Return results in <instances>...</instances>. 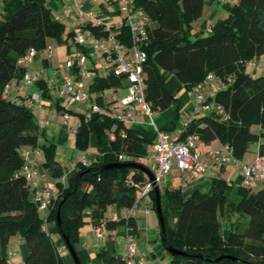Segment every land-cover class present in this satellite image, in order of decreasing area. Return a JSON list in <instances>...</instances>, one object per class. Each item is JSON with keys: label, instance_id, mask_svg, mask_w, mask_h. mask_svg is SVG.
Instances as JSON below:
<instances>
[{"label": "trees", "instance_id": "obj_1", "mask_svg": "<svg viewBox=\"0 0 264 264\" xmlns=\"http://www.w3.org/2000/svg\"><path fill=\"white\" fill-rule=\"evenodd\" d=\"M3 3L0 14V264H11L8 247L16 235L22 237L27 247L25 264H67L52 236L44 229L46 223H54L60 232L57 212L61 204L62 233L69 236L83 264L77 244L80 228L86 223L84 214L89 213L93 225H104L109 232L123 228L127 220H105L106 209L115 204L131 208L138 198L135 184L147 180L137 169L100 171L98 167L118 163L147 167L142 160L148 157L153 140L109 115L88 118L80 115L75 147L87 151L95 136L99 147L108 144L110 152L104 154L100 163L88 167L78 164V172L63 184L61 179L67 178V173L56 159L57 146L39 144V128L33 112L10 100L5 88L13 80H23L27 70L19 62L28 51L46 50L49 40L74 41L75 32L63 39L66 27L54 18L47 0H3ZM133 3L145 12L151 23L149 41L144 48L148 56L144 74L147 100L153 110L164 112L177 103L167 90L163 71L172 73L188 92L201 86L209 74H214L225 87L212 101L224 113L218 114L213 109L189 120L179 140L197 135L205 145L218 141L232 147L235 157L242 161L251 144L264 140V76L253 78L246 71L247 63L264 54V0H238L227 19L217 21L210 35L196 40L189 35L193 23L202 17L204 0H133ZM88 28L94 36L106 37L92 23ZM120 36L130 44L128 29H122ZM38 85L47 91L42 83ZM123 85V79L114 74L95 76L91 92L120 89ZM95 103L104 106V96H96ZM58 110H63L59 104ZM108 132L114 134V140H110ZM26 146L43 150V168L57 181L58 196L45 219L34 201V191L21 174L24 165L21 149ZM119 155L136 160L120 162ZM259 155L264 156V144ZM87 171L75 192V178ZM83 184L90 189L80 196ZM149 195L157 209L155 191ZM161 201L167 228L163 246L165 249L172 246L186 254L172 256L171 264H264V190L253 192L243 186L242 179L230 183L216 178L208 192L195 191L184 198L181 190H166L164 194L161 191ZM226 208L232 215H243V220L248 221L245 230L243 221H239L227 238L221 224ZM176 211L179 216L175 221L172 212ZM130 222L136 229L135 222ZM114 244L111 236L108 245L97 253L102 264H125ZM221 256L235 259L217 261Z\"/></svg>", "mask_w": 264, "mask_h": 264}, {"label": "crops", "instance_id": "obj_2", "mask_svg": "<svg viewBox=\"0 0 264 264\" xmlns=\"http://www.w3.org/2000/svg\"><path fill=\"white\" fill-rule=\"evenodd\" d=\"M63 2V0H47V3L50 5H57L60 4V2ZM70 2H74L82 5V8L85 10H92L97 11L99 9H103V7L100 4H94L90 3L87 0H69ZM64 3V2H63ZM97 5V6H96ZM233 6L230 5V3L226 0H204V9L202 17L197 20L195 23H193L192 31L194 30V25L198 23L202 19V23L200 24L199 29L195 32V39H200L203 36H208L211 34V28L212 26L219 20H222L224 17V14H228L231 12ZM112 10V8H109ZM64 16V15H63ZM112 16V14H111ZM205 17V18H204ZM65 18V17H64ZM221 18V19H220ZM66 19V18H65ZM71 20V18L69 19ZM78 20V19H77ZM77 20L74 21V30L78 29ZM77 25V26H76ZM207 33V34H205ZM191 38V35H189ZM53 40H49L48 47L52 48ZM58 46H64L65 47V55L66 60L60 56H54V50L52 48V55L48 56L47 53H39L33 61L29 62H23L21 66L25 68L27 71L26 73L33 74L35 77L34 84L32 86H26L23 84L22 80L17 81L13 80L9 86H10V93L6 94L7 97H9L10 100L17 103H22L26 98H28L31 95L34 94H40L43 91V101H42V107H36L32 112L35 116V122L39 128V144H50L53 143L57 146V153H56V159L59 161L61 165L63 161H66L65 159H68L67 161H70L71 168L67 173V179L76 174L79 170L77 167L78 164H80L83 160L86 161L89 165H92L94 163H100L104 159V154L110 152V147L108 144L102 145L99 147L97 139L95 136L91 138V144L87 151H80L78 150L75 145L72 143L73 137H76V133L78 130V127L81 124V120L78 122V116L81 115L77 111H71L73 114L67 113V108L63 104V100L60 97L59 89L54 87V80L57 78H65L68 74L71 72L65 68L66 63L73 59L76 54L80 51V47L76 44L75 41L69 40L64 43H56ZM89 51V58H88V66L91 71V79H89L86 84L89 88V92L92 98V92H91V86L94 83L95 76L103 77V66L105 64V58L101 53H95L93 50L88 49ZM246 71L247 73L253 77L257 78L260 76H264V54L262 56H259L252 60L251 62L247 63L246 65ZM171 79V80H170ZM170 82L168 87V82ZM219 79L213 80V83L215 84V88H209L204 92L205 99L208 103H213V98L215 97L216 93L223 89L225 87V83L223 82L218 83ZM42 83L41 86H44L47 88V91L45 92L43 90V87H40L38 83ZM229 82H232L230 79ZM167 90L173 95L176 90L179 89L178 93L174 94L175 100H177L176 106L169 108L168 110L160 113L157 116L156 124L157 126L165 131L167 134H169L173 138H179L182 131L185 129L186 123L193 119L198 118L199 116L205 114L206 112L198 111L197 103H196V96L199 91V87L195 88L193 90V94L191 92H188L184 87L181 86L180 82L176 79L175 76H173V79L171 77H168V81H166ZM125 90V89H121ZM46 93V95L44 94ZM106 91L97 92V96L99 94H105ZM58 104L63 108L62 111L59 112L58 110ZM104 107L111 112L114 108L120 107L121 111L119 113L123 114H130L131 115V121L127 124L130 129L137 130L141 134H143L145 137H147L149 140H153V144L148 148V157L144 158L142 161L145 163L148 169L151 171H154L156 164L154 161V144L156 143V132L155 128L148 124L147 118L141 113L139 106H133L130 109H126L119 104H110L105 100ZM118 112V111H117ZM64 115V116H63ZM41 121L46 122L44 126H41ZM180 130V131H179ZM258 128H255V131H258ZM179 131V132H178ZM178 134V135H177ZM108 136L111 139L112 133L108 132ZM264 144V140H262L259 143L251 144L249 147V150L247 154L245 155L244 159L241 161L244 165H251L253 164L256 159L260 156L259 155V149L260 146ZM222 144L218 141H214L208 145L203 144L202 142H199L197 144L196 152L200 155V157L203 160H206L210 164L211 171L215 174L214 176H211L210 174H201L195 178L189 177L188 174L183 173L177 165L174 163V166L170 173L167 175L165 179V183L168 184L167 190H181L182 195L184 198L190 197L195 191L200 192H208L212 181L216 178H222L230 183H236L240 179L243 180L242 172H241V166L236 163L228 164L224 167H219L215 163L211 162L208 159V153L212 149H220ZM39 147H31L26 146V149L29 152H33L35 149ZM40 149V148H39ZM43 161H44V154L42 153L41 158L38 159L39 164V176L37 178V182L41 186H48L52 187L51 185L53 182V179L49 176L48 172L43 168ZM66 171V170H65ZM170 178V179H169ZM67 179L65 181V185L67 184ZM160 191L161 190V184L159 185ZM55 200L58 196V188L57 186L52 188ZM251 190L253 192H259L264 190V182L261 181H255L252 185ZM138 194V193H137ZM148 197V196H147ZM147 197L143 198L140 202L139 207L136 210L135 216L133 218V221L136 224V230H137V239H143V233L147 232V226L150 224V222H154V219L152 218L151 210L149 212H144V206H142V202H147ZM147 210V211H148ZM50 212V211H49ZM49 212H43V218H47L49 216ZM42 213V212H41ZM88 215H90L88 213ZM128 216V209L121 208L118 204L114 205V209L112 210V217L106 213L105 220L109 221H120L123 219H126ZM179 216V212H178ZM225 218H227V221L225 226L228 228L225 229V232L223 233L224 236L227 238L229 234L234 230L236 224L243 220V215H239V219L235 222H231V218H233V215L231 214V211L229 208L225 209ZM95 228V225H93ZM48 234L52 235L53 241L55 240L56 233L58 231L56 225L54 223H48ZM93 228V229H94ZM121 232V234H118V232ZM59 232V231H58ZM93 234V232H92ZM124 227L120 228L119 230L115 231L113 234V238L115 240L114 247L117 249L119 243L118 238H122L125 241L124 237ZM81 242V241H80ZM137 242V241H136ZM56 247L60 246L58 248V252L61 255V249L66 248L65 243L62 245L61 240L57 239V242L55 241ZM81 244V243H80ZM93 245L90 243V238L86 239L85 244H81V247L79 248V255L83 262V264H102V262L98 259L97 256L93 257V253L91 251V246ZM126 244V241H125ZM124 244V245H125ZM62 245V246H61ZM86 245V246H85ZM138 250V254L140 256L144 257H157V251L152 252V256L150 255L149 247L148 246H142ZM12 247V249L10 248ZM9 258L11 264H25V259L27 256V247L20 235H16L10 239L9 242ZM143 248L145 249L143 251ZM126 253V250H125ZM162 250H159V255H162ZM117 255L124 256V253H120ZM64 261L67 264L73 263V258L71 254H63L61 255ZM94 258V259H93Z\"/></svg>", "mask_w": 264, "mask_h": 264}, {"label": "built area", "instance_id": "obj_3", "mask_svg": "<svg viewBox=\"0 0 264 264\" xmlns=\"http://www.w3.org/2000/svg\"><path fill=\"white\" fill-rule=\"evenodd\" d=\"M90 3L100 4L103 9L97 11L86 12L82 5L76 3L74 8H68L63 12L66 20L73 16L81 19H88L90 23L99 27L102 32L106 33V37H96L90 35L84 37L77 30H75V42L80 47V51L76 56L69 60L65 68L71 73L65 78H57L54 80V87L59 89L60 97L62 100H70L77 105H85L91 101V109L87 114V118L93 115H109L112 118L124 124L129 123L131 119L130 114H123L112 110L109 112L104 106L95 103L91 98L89 88L86 82L91 79V71L88 66L89 51L93 50L95 53H101L105 58L103 66V77L109 74H114L123 79L124 85L120 89H110L108 95L104 96V102L107 100L110 104H119L120 106L130 109L133 106H139L141 113L147 118L148 124L155 128L156 143L154 144V161L156 167L153 171L155 181L152 182L148 179L146 182L135 184V188L140 192V197L137 198L131 208L128 209L127 222L124 226L125 237V250L123 256L125 264H153L149 257L140 256L137 248V230L131 225L136 210L140 205L143 198L149 196L154 191V183L160 185L165 179L166 175L172 170L174 163L183 172L191 178H195L201 174H215L210 169V164L203 160L200 155L195 151L197 144L200 142L199 136L191 135L185 141H180L179 138H173L165 131L160 129L155 122V111L147 100L146 83L144 66L147 62L148 56L144 48L149 41V27L151 23L147 18L145 12L135 7L133 0H87ZM238 1V0H230ZM119 5V13L124 14L121 23H110L105 21L109 12V8H114ZM128 29L131 36L130 44H127L125 39L118 33L122 29ZM47 53L48 56L52 55V48L48 47L42 53ZM41 52L31 49L20 60V65L26 61H33V59ZM35 76L26 73L22 82L26 86H32L35 81ZM216 79L214 74H209L205 81L199 86V91L196 94V103L198 111L209 112L215 109L218 114H223L224 110L220 106L210 104L206 101L204 92L209 88H215L213 80ZM218 79V78H217ZM218 83H223L220 79ZM125 89L128 92L126 97H122L120 90ZM5 93H10V86L7 85ZM43 101V91L40 94H34L26 98L22 103L26 109L33 111L36 107L41 108ZM17 103V102H14ZM46 122L41 121V126ZM115 136L112 134L111 139L114 140ZM21 155L24 158V165L21 174L27 179L29 186L34 191V201L37 205L39 212H49L52 207L55 197L53 190L48 186H41L37 182L39 176L38 159L41 158L42 152L39 148L35 149L32 153L26 147L21 149ZM120 162H132L136 160L132 156L119 155ZM208 159L219 167H224L231 163H236L241 166L243 177V186L252 188L255 181L264 182V156H259L256 161L251 165H244L234 155V150L228 145H222L220 149H212L208 153ZM85 167L89 164L82 161ZM66 177L61 179L65 184ZM149 210L147 211V213ZM48 223L45 224L44 229L48 230ZM114 232H109L105 229L104 225L95 226L93 229V236L95 242L101 248L106 247ZM10 257V256H9Z\"/></svg>", "mask_w": 264, "mask_h": 264}, {"label": "rangeland", "instance_id": "obj_4", "mask_svg": "<svg viewBox=\"0 0 264 264\" xmlns=\"http://www.w3.org/2000/svg\"><path fill=\"white\" fill-rule=\"evenodd\" d=\"M226 1H228L231 6H234L237 3V1H230V0H226ZM63 2L61 1L60 4H57L55 6L50 5L48 3V6L52 9L53 14H54V18L66 27V31L63 33L64 34L63 35V39L66 40L68 38L69 34L71 32H73V30L75 28L74 27V21L77 20L78 17L73 16L71 18V20H66L64 18V16H63V12L66 9H68V8H74L75 7V3L74 2H70L69 0H63ZM3 8H4L3 0H0V14L3 11ZM85 11L88 12L90 10H86L85 9ZM118 11H119V5H116L114 8H112V10H109V12H112V16L108 15V17H107V19L105 21H109L110 23H121L123 21L124 14L123 13H119ZM229 15H230V13H228L226 15L224 14V17L222 18V20L227 19L229 17ZM77 21H78L77 25L80 23V25L78 26L77 31L81 35H83L84 37H89L90 35H93L92 31L88 28V25L90 24V21H88V19H81V20L78 19ZM202 22L203 21L201 19L200 21H198V23H196L194 25V30L191 31V33H190L192 40L195 39V32L199 29L200 24ZM93 26H96V25L93 24ZM205 34H207V33H205ZM56 43H58L56 40H53V42L51 43L52 44V48L54 50V56L60 55L65 61L66 60L65 47L64 46H58ZM163 75L166 77V81H168V77H171L173 79V76H174L172 73H169V72H166V71H163ZM170 82L171 81L168 82V87H169ZM105 91H106L105 95H108L109 92H110V89H107ZM178 92H179V89L176 90V92H174V94L178 93ZM191 93L193 94L194 92L191 91ZM120 94H121L122 97H126L128 95V92H127V90H120ZM96 96H97V94L93 93L92 94V99L95 100ZM195 96L196 95H194V97ZM63 104L67 108L68 111H74L75 112L77 110H80L79 113L81 115H84V116H87L88 112H90V109H91V101H89L85 105H77V104H74L70 100H63ZM113 110L119 112V111H121V108L117 107V108H114ZM155 113L156 114H155L154 119H155V122H156L157 116L160 113H162V112H155ZM77 116H78V122H79L81 120V118H80V115H77ZM72 143L74 145L76 144V137H73ZM41 152L43 153V150H41ZM65 160L66 161L62 162V164H63L62 166L65 168L66 172H68L70 170V168H71V164H70V161H67L68 159H65ZM166 177H167V175H166ZM166 177H165V179H166ZM131 178H132V176H131ZM165 179L160 183L161 184V190H162L163 194L168 189V184L164 182ZM56 182L57 181L55 179H53V182H52L53 185H51L52 186L51 189L56 186ZM89 189H90V187L87 184H83L81 186V188H80L79 195L83 196L86 193V191L89 190ZM137 193H138V197H140V192L137 191ZM154 205H155V202L151 198L150 195L147 197V202L146 203L142 202V206H144V212H147L148 209L151 210V214H152V218L154 219V222H152V223L150 222V224L147 226V228H144V229H147V232L143 233V239H138L137 240V248L139 250L141 248L140 245L148 246L149 247V251H151L150 252L151 256H152V252L157 251V257H153L152 258L153 264H171L172 256L167 252V250L163 246L160 221H159L157 209L154 208ZM121 208H123V207H121ZM113 209H114V205H109L107 207V209H106L105 217H106V213H108L109 217L110 216L112 217V210ZM39 213H40L41 217H43L44 213L43 212L42 213L39 212ZM172 217L176 221L178 219V212L177 211L176 212H172ZM238 219H239V214H233V218H231V222H235ZM84 220L86 221V223H85L84 226H82L80 228V240H79V243L77 244V249L79 251V248L81 247V244L82 243L85 244L86 239L90 238V243H92L93 245L89 244V246H87V247L91 246L90 249H91V251L93 253V257H95V256H97V253L99 252L101 247H100L99 244H97L95 242L94 236L92 234L93 228H94L93 227V223L90 222L91 221V217H90V215H88L87 212L84 214ZM242 221H243L242 222L243 223V230H245L246 227H247L248 221H245V220H242ZM226 222H228L227 218L224 219V217H222L221 218V224H222L223 233L225 232V229L228 228L227 226H225ZM57 239L58 240L60 239L62 245H64L65 240H64L62 234L60 232H58V231L56 233V237H55L54 242L55 241L57 242ZM118 243H119V245H118V247L116 249V253L117 254H120V253H124L125 254V245H124L125 241H124V239L118 238ZM57 247L59 248L60 246H57ZM10 248L12 249V247H10ZM144 250L145 249L143 248V251ZM159 250L160 251L162 250V252H163L162 255L158 254ZM63 254L64 255L65 254H70L67 248L61 249V255H63Z\"/></svg>", "mask_w": 264, "mask_h": 264}, {"label": "water", "instance_id": "obj_5", "mask_svg": "<svg viewBox=\"0 0 264 264\" xmlns=\"http://www.w3.org/2000/svg\"><path fill=\"white\" fill-rule=\"evenodd\" d=\"M113 168H119V169H122V168H133V169H137V170L142 171L148 177V179L150 181H152V182L155 181V177H154L153 171H151L147 167H145V166H143L141 164H138V163L103 164V165L98 167V169L100 171H105V170L113 169ZM88 172L89 171L84 172V173H80L75 178V190H74L75 192L78 189V185H79L82 177ZM154 186H155L154 191L156 193L157 213H158L160 226H161V232H162V240H163V242H165L166 241L167 228H166L164 215H163V208H162V201H161V191H160V187H159V185L157 183H154ZM61 205L59 206V210L57 212V225H58V228H59V230H60V232H61V234H62V236H63V238L65 240V246L68 249L69 253L71 254L75 264H82L80 259H79V257H78V255H77V253H76V250H75L74 246L70 242L69 236H67L64 233H62V219H61V210H60L61 209ZM166 250L173 257L174 256H180V255H186L184 252L176 250L172 246H166ZM221 259H235V258L232 257V256H221V257L217 258V261L221 260Z\"/></svg>", "mask_w": 264, "mask_h": 264}]
</instances>
